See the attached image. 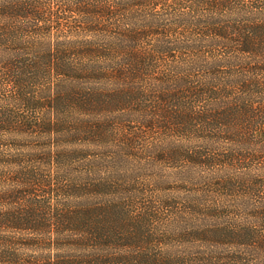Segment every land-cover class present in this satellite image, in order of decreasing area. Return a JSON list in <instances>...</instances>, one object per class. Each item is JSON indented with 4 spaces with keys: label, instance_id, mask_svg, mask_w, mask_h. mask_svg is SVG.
<instances>
[{
    "label": "trees",
    "instance_id": "trees-1",
    "mask_svg": "<svg viewBox=\"0 0 264 264\" xmlns=\"http://www.w3.org/2000/svg\"><path fill=\"white\" fill-rule=\"evenodd\" d=\"M0 264H264V0H0Z\"/></svg>",
    "mask_w": 264,
    "mask_h": 264
}]
</instances>
